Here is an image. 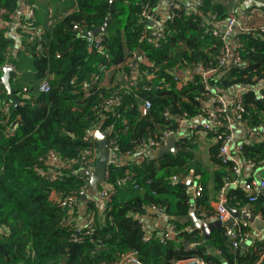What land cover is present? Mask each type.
I'll return each mask as SVG.
<instances>
[{"label":"trees","instance_id":"trees-1","mask_svg":"<svg viewBox=\"0 0 264 264\" xmlns=\"http://www.w3.org/2000/svg\"><path fill=\"white\" fill-rule=\"evenodd\" d=\"M159 1L114 0L110 12L109 0H72L75 8L53 15L41 40L29 41L17 29L21 48L14 55L9 22L21 0H0V17L6 23L0 28V76L3 66H13L16 75L10 83L19 102L13 110L0 93V264H130L129 255L142 264L188 259H198L201 264H264V241L254 240L247 250L232 249L223 227L213 229L209 240H204L198 230L186 231V223L173 221L181 230L174 238L160 242L152 235L146 242L142 240L138 217L146 208L155 206L179 218L189 212L191 198L186 186L182 182L170 185L172 176H200L202 189L194 197L196 213L202 219L215 214L209 207L206 168L196 156L194 136L180 139L171 154L134 160L147 140L162 145L164 133L178 130L175 119L204 117L209 98L236 89L243 91L236 109L241 115L238 123L245 128L264 127V92L261 99L254 89L257 80L264 79V33L240 31L237 55L245 65L233 63L220 69L226 41L214 36L212 29L228 18V3L200 0L195 13L180 3L166 19L164 38L153 46L146 40L149 29L142 12L152 14ZM27 4L35 12L34 20H24L27 30L44 26L42 9L34 0ZM108 16L107 34H98L100 50L90 48L82 32L102 26ZM136 56L147 63H140ZM131 61L140 78L128 86L121 76L130 75ZM197 67L215 72L203 78L194 72ZM184 69L191 72L192 80L177 88L174 72ZM94 76L99 77L97 86L83 92L82 83ZM44 78L49 89L40 92L38 85ZM115 96H120L119 104L107 107L106 101ZM143 101L149 102L145 115L139 111ZM4 103L9 105L7 112ZM230 108L235 110V106ZM98 126L108 132L109 141L115 140V157H130L126 166L108 165V184L126 174L129 178L115 187L102 213L90 199L79 202L87 178L79 174L77 164L61 170V181L49 182L37 173L41 159L50 153L73 162L95 149L89 133ZM227 132L221 126L216 135L206 134L213 140L208 160L218 168L212 176L217 194L232 167L217 155ZM258 136L242 143V167L246 161L254 167L264 166V135ZM58 193L76 197L71 210L56 204L53 195ZM225 202L237 209L252 206L249 212L264 220V197L260 195L250 203L243 190L225 187ZM81 208L85 213L81 214ZM87 217L92 220L90 229L80 228L78 223ZM194 241L196 246L184 247Z\"/></svg>","mask_w":264,"mask_h":264},{"label":"built area","instance_id":"built-area-1","mask_svg":"<svg viewBox=\"0 0 264 264\" xmlns=\"http://www.w3.org/2000/svg\"><path fill=\"white\" fill-rule=\"evenodd\" d=\"M200 2H201L200 0H196L195 2L196 7L193 9H188V11L193 12V13L197 12L196 8L200 4ZM21 3L27 4V2H21ZM27 5L30 6L29 4ZM177 7L178 5H171L168 11L166 12V14L161 15V16L154 14V12L152 14H149L147 11L142 12V18L146 20L147 26L149 29V32L146 36V40L148 43L152 44L153 46H157L159 40L161 38H164L165 28H166V19L171 18L173 16L172 10ZM251 13H253V10H251ZM260 14L264 15V8L260 9ZM12 16L13 15L10 16V22H12ZM251 17H252L251 14H247V15H244L242 20L239 21L237 20L236 16L232 14L228 18H226L223 24L217 23L214 25L212 29V34L214 36H220L221 39L226 41L225 42V47H226L225 56H223L220 61V69L225 68L228 53L230 52L232 45L233 47L238 48V43L237 44L234 43L232 45H230L229 43V40L233 37V33L236 30V28H239L238 30L244 31V32H253V33H260V34L264 33V26L255 28L250 25L249 22L251 20ZM34 18H35L34 7L30 6L28 11L24 15L17 16L13 20V24L16 27V29H19V30L21 29L20 30L21 33H26L29 41L30 40L32 41L35 38H37L38 40L42 39V31L39 26H36L32 30H27L28 28L24 24V20L31 21V20H34ZM214 19H215V16H211V20L215 21ZM5 24H6L5 19L0 17V28H3ZM217 27H220V29L218 30ZM101 43H102V39L100 35H96L93 37L92 46L96 50L98 51L100 50ZM136 59H138L140 63H147L146 59L143 58L142 56H136ZM130 63H131L130 64L131 69L129 70L130 75L126 74V75L121 76L124 82L128 84V86L132 85L134 82L137 81L138 78H140V73L138 69L134 70L132 68V64H134V62L131 61ZM233 63H239V64H242L243 66L245 65L244 63L240 61L237 55V51H236V58ZM6 65L12 66L11 64H6ZM194 72L201 74L203 78H207L211 76L215 71H205L197 67ZM173 80L175 81L177 88H182L186 86V84L192 80L191 72H189L187 69L178 70L174 72ZM98 82H99V77L94 76L90 80L82 83L81 90L83 92H88L89 89L97 86ZM206 88L210 89L211 87L206 85ZM48 89H49L48 80L47 78H44L40 81L38 85V90L40 92H47ZM254 89L257 92L259 98L262 99L263 92H264V79L262 78L258 79L256 82V85H254ZM24 91H26V89H24ZM212 91L214 90L212 89ZM242 92H243L242 89H236L235 91H233L230 101L226 100V98L223 95H217L212 99L209 98L206 101V106H204V111H205L204 117H199L197 119L196 118L190 119L187 116H183V117H179L175 119L178 122V124L188 123L189 124L188 127L191 130L202 131L206 134L216 135L221 126H225L228 128V132L224 134V137L222 138V142L218 149L217 155L221 159L222 163L232 164L231 173L226 178L224 188H222L218 194V197H217V200L214 206L215 211L213 210L215 214H213L212 217H210L209 219H204V220L205 221L219 220L222 224H225L226 222L230 221V223L228 225H224L223 228L225 231L227 242L230 248L232 249L243 248L244 243L247 241L249 237L250 223L248 221H245L239 218H234V217L232 218L230 214L228 213V211L224 208V204L226 203L225 202V187L233 186L234 188H241L242 190L247 192V198L250 203L254 202L257 199L258 195L264 197V176L261 178H257V179L252 178L247 181H241L242 168H243L242 162L240 161L242 143L244 142L246 143L256 138L258 134L264 135L263 126H259L256 129L246 127L245 130L247 131V137L245 138V140H241L237 143L234 142V135H235L234 126L236 123H238L241 120V115L239 111H236V109L241 104ZM119 102H120V96H115L114 98L107 100L106 105L107 107L112 108V107L117 106ZM215 103L217 104L215 105ZM230 106H235V110L234 111L230 110L231 109ZM148 108H149V102L143 101L139 108L141 115H145ZM3 110L4 112H7L9 110L8 103L3 104ZM224 115H226V117L223 121L222 116ZM97 128L101 129V126H98ZM101 130H104V129H101ZM13 132L11 130L12 134ZM90 133H89V136H90ZM176 133L177 132L164 133V142H165V139L170 134L176 135ZM257 138L262 139L263 136L261 137L258 136ZM83 140L88 141V136H83ZM107 141H108V146L111 152L108 165H116V166L128 165L130 157L128 156L124 158L115 157L113 154V150L115 147V140L110 139V141L109 140ZM160 146L161 144H159L158 142L154 140H147L142 145L141 149L146 148V147L150 149H157ZM97 155H98V151L96 147L92 151L88 152L86 155H83L80 159L70 162V161H61L56 154L50 153L47 157L41 159V166L38 167L37 173L47 178L49 182L61 181L62 180L61 170L68 169L75 164H77L79 168L78 172L80 170H88V171L92 170L94 167ZM245 164H250V163L249 161H246L244 162V165ZM189 173L190 175L193 174V170H190ZM187 177L188 176L179 178L176 176H172L169 184L176 185L177 183L181 182L182 179L184 180ZM128 178H129V174H126L123 178L117 179L114 184H108L105 178L106 187L101 188L98 191L97 197L89 198L95 210L98 211L99 213H102L105 210L107 202L109 201L110 195L114 191L115 187L125 184ZM87 183H88V178L86 181V185ZM135 187L136 186H134V188ZM201 189L202 188L199 184H194L193 196L194 197L198 196L201 192ZM53 198L56 204L61 208L71 210L76 204V197L72 194L64 196L61 193H58V194L53 195ZM147 209H151V211L157 216L158 215L167 216L158 207L152 206V207L146 208V210ZM256 217L261 219V217L258 215H256ZM91 223H92V220L87 217L85 218V220L80 221V223L78 224L81 226L80 228L86 227L90 229ZM142 226H143V231H144V237L142 240L146 242L152 236V234H148V232H146V229L144 228L143 223H142ZM185 230L188 231L187 229ZM180 231L181 230L178 229L177 225L174 222H167L165 227L160 232H157L153 236L158 241L163 242V241L174 238V236ZM126 259L127 261L130 262V264H142L132 255H129ZM182 262L183 264H201V262L198 259H188Z\"/></svg>","mask_w":264,"mask_h":264},{"label":"crops","instance_id":"crops-1","mask_svg":"<svg viewBox=\"0 0 264 264\" xmlns=\"http://www.w3.org/2000/svg\"><path fill=\"white\" fill-rule=\"evenodd\" d=\"M216 1L228 3L227 4L228 17L230 15L234 14L236 16L237 20L240 21V20H242L244 15L251 14L252 17H251V20L249 23L252 27L257 28L260 26H264V15L260 14V9L264 8V0H216ZM21 2H28V1L21 0ZM34 2L36 3V5L39 9H42L41 13H44V15L42 14V19L45 20V23H44V26L43 25L40 26V29L42 31V37H43L45 35L49 25H50L52 16L55 14H60L61 12L67 10V8H68L67 2H72V0H58V2H63V3L60 6L57 5L55 9H53V7H51L50 4L47 3V2L51 3V2H53V0H34ZM195 2H196V0H160L158 5L156 6V8L153 10V12H154V14L161 16V15L166 14V12L168 11V9L170 8L171 5H179L180 3H182V4L184 3L186 8H188V9H192V8L196 7ZM29 7L30 6H28L25 3H20L19 8L17 9V11L12 16V22H10V28L8 31H9V36L12 37V39L14 41V47L12 49L14 55L21 48L20 47L21 46V43H20L21 39L17 33L16 27L13 24V20L17 16L24 15L28 11ZM190 7H192V8H190ZM251 10H253V13H251ZM238 29L239 28H236V30L233 33V37L229 40L230 45H232L234 43L237 44V42H238L237 36L240 34V30H238ZM236 49L237 48L233 47V45H232L230 52L228 53V57L226 60V66L225 67L232 65V63L235 61L236 51H237ZM230 91L231 90H229L228 92H226L223 95L226 98V100H228V101L231 100V96H232V91L231 92ZM188 126H189L188 123H180L179 124L178 130L176 131L177 132L176 133L177 142L182 138H189L191 136H194L193 141L196 143L197 148L200 151L204 152L202 147H200V141H202L203 139H207L212 143V141H213V140H211L212 138L207 136L206 133H204L202 131L191 130ZM234 129H235L234 142L237 143L241 140H245V138L247 137V131L245 130V127H243L240 123H236L234 126ZM153 150L154 149H150L148 147L142 148L140 151H138L135 154V156H133L134 160L156 158V157H154ZM203 152L201 154L202 156L204 155ZM196 156H197V154H196ZM202 166L206 168V172H205V178L206 179H205V181L207 182V189L209 191V207L215 211L214 206H215V202L217 200L219 193L217 194L216 192L213 191L212 176H213L214 171L218 168L216 166H214L213 164H202ZM263 176H264V166L254 167L250 164H245L242 168L241 181H247V180L252 179V178L257 179V178H261ZM188 177L185 178L184 180L182 179L181 182L186 186L187 193L189 194L191 192L193 194L194 184H199L198 180H199L200 176H196L194 178L190 177V176H188ZM187 179H189V180H187ZM187 181H191V185H189V186L186 185ZM229 187H233V186H226V188H229ZM239 189H241V188H239ZM245 193L247 195V192H245ZM190 204H194V196L191 199ZM250 207H252V206H249L246 204V205L242 206L240 209H237L234 207L233 208L238 210V211L249 212ZM84 209L85 208H81V214L85 213ZM189 212H194V214L196 216H198L196 213L195 206H194L193 210L189 209ZM160 217L161 216H159V215L157 216L154 213H151V209H147L146 213L140 215L138 217V219L143 223L144 228L146 229V232H148V234L154 235L157 232H160L165 227L164 226L161 229L157 228V220ZM167 217H168V215H167ZM83 220H85V218L82 219V221ZM260 220L264 221L263 219H260ZM169 222H173V221H169ZM186 224H187V226H186L187 228H185V229H187L189 231V224L188 223H186ZM200 234H201V232H200ZM254 240L264 241V226L263 225L259 224L258 226H253L252 224H250L249 237H248L247 241L244 243L243 249L247 250L249 248V246L253 244ZM174 264H183V262H178V263H174Z\"/></svg>","mask_w":264,"mask_h":264},{"label":"water","instance_id":"water-1","mask_svg":"<svg viewBox=\"0 0 264 264\" xmlns=\"http://www.w3.org/2000/svg\"><path fill=\"white\" fill-rule=\"evenodd\" d=\"M110 3V12L113 8V0H109ZM110 18L109 16L105 19L102 26L92 30V31H83L82 34L86 37L87 43L89 47H92L93 37L98 34H107V27L109 24ZM2 74L0 76V93H4L5 98L12 104L13 110H15L18 105V100L14 96L15 88L11 85L10 80L16 75L14 68L10 65H5L1 69ZM107 131L101 130L99 128L93 130L90 133V137L96 143L98 155L95 160V164L92 170H80L79 174L81 176L88 178L87 187L85 190L79 193V202L84 204L85 201L89 198H95L98 196V191L101 188L106 187L105 178L107 175L108 161L111 156L110 148L108 146V138ZM177 142V136L175 134H170L166 139L162 146L153 150L154 157L161 158L166 154H171L174 152L175 143ZM186 185H191V181H187ZM189 197L192 199L193 194L190 192ZM190 210L194 209V204H190ZM224 208L228 211L230 216L233 218H239L245 221H248L253 226L263 225L264 221L257 218L255 215L251 214L247 211H238L234 209L229 204L225 203ZM151 213H153L151 211ZM161 216V215H159ZM167 221H181L182 223L189 224V232L198 230L201 232V236L204 240H209L210 233L213 229L222 228L224 225H228L230 223L226 222L222 224L219 220H209L204 221L200 217L196 216L194 212H189L186 216L179 218L174 216H161L157 220V228H163ZM197 242H186L184 244L185 248H190L196 246ZM206 248L211 251V245L207 244Z\"/></svg>","mask_w":264,"mask_h":264},{"label":"rangeland","instance_id":"rangeland-1","mask_svg":"<svg viewBox=\"0 0 264 264\" xmlns=\"http://www.w3.org/2000/svg\"><path fill=\"white\" fill-rule=\"evenodd\" d=\"M62 3L63 2H58V0H53V2L50 3V6L53 7V9H55L57 5L60 6ZM67 7H68L67 10L74 9L75 8L74 2H67ZM210 143L211 142L207 139H203L202 141H200V147H202L204 152L200 151L196 145L195 152H196L197 157L199 158L200 162L203 164H210V162L208 160V148L210 146ZM202 152L204 154L203 156L201 155Z\"/></svg>","mask_w":264,"mask_h":264}]
</instances>
